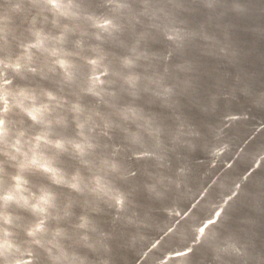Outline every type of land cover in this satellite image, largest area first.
<instances>
[{
  "label": "water",
  "instance_id": "1",
  "mask_svg": "<svg viewBox=\"0 0 264 264\" xmlns=\"http://www.w3.org/2000/svg\"><path fill=\"white\" fill-rule=\"evenodd\" d=\"M0 264H264V0H0Z\"/></svg>",
  "mask_w": 264,
  "mask_h": 264
}]
</instances>
